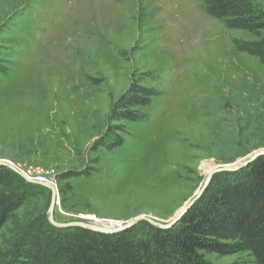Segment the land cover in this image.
Masks as SVG:
<instances>
[{"label":"rangeland","instance_id":"1","mask_svg":"<svg viewBox=\"0 0 264 264\" xmlns=\"http://www.w3.org/2000/svg\"><path fill=\"white\" fill-rule=\"evenodd\" d=\"M255 38L201 0H0V160L51 181L57 222L167 224L214 168L264 149V66L234 43ZM134 80L158 92L148 119L111 121ZM116 123L123 144L106 150ZM10 170L0 264H34L31 242L53 226L51 191ZM149 225L129 235L147 239ZM200 254L256 264L247 252Z\"/></svg>","mask_w":264,"mask_h":264},{"label":"trees","instance_id":"2","mask_svg":"<svg viewBox=\"0 0 264 264\" xmlns=\"http://www.w3.org/2000/svg\"><path fill=\"white\" fill-rule=\"evenodd\" d=\"M207 14L229 29L252 33L251 40L235 39L241 51L258 58L264 66V7L254 0H201ZM153 87L132 81L116 100L108 119L129 124L144 121L147 108L157 94ZM106 136V150L123 144L121 123ZM0 167V184L12 176ZM35 185V184H34ZM204 194L169 229L150 226L147 239L129 235L93 232L86 228L62 231L40 228L31 242L29 257L34 264H212L200 252L219 255L247 252L256 264H264V155L237 173L213 176ZM13 199L0 193V226L6 221ZM44 227V226H43Z\"/></svg>","mask_w":264,"mask_h":264},{"label":"water","instance_id":"3","mask_svg":"<svg viewBox=\"0 0 264 264\" xmlns=\"http://www.w3.org/2000/svg\"><path fill=\"white\" fill-rule=\"evenodd\" d=\"M264 155V149L257 151L253 156H251L249 159L247 160H238L237 162L234 163H229V164H221V166H217L216 168H214V170H212L206 177L204 183H203V188L198 192V194L193 197L192 199H190L187 203L186 206H184V208H182L181 211H179L174 217L171 218V220H169V222L167 224H161L159 222H156L152 219H149L147 217L144 216H140V217H136L133 218V220L128 221L126 223H119L117 224H113L111 225L110 223H108L107 227L101 226V225H95L93 222L87 223L84 221H73V222H57L54 220L53 214H54V205L57 201V191L55 190V187L50 184V183H40L35 181L34 179L29 178L28 176H25L24 174H22L21 172H19L17 170V168L13 165H11L10 163H7L5 161L0 160V166L2 167H7L12 169L13 171H15L16 173L22 175L24 177L25 180H27L30 183L33 184H37V185H41L42 187H46L49 191H51V202H50V206H49V210L47 211V218L50 222L51 225L57 227V228H63V227H83L86 228L88 230H91L93 232H101V233H106V234H115L116 232L119 231H123V230H127L129 228H131L132 226H134L135 223L138 222H147V223H152L154 224L156 227H159L161 229H169L170 227H172L173 225H175L186 213V211L191 208L194 204L204 193L205 189L207 188V185L209 184L212 176L214 174L217 173H221V172H234V171H238L239 168H241L242 166H247L249 163L253 162L254 160H256L257 157Z\"/></svg>","mask_w":264,"mask_h":264},{"label":"built area","instance_id":"4","mask_svg":"<svg viewBox=\"0 0 264 264\" xmlns=\"http://www.w3.org/2000/svg\"><path fill=\"white\" fill-rule=\"evenodd\" d=\"M35 173V172H34ZM26 174H28L27 176L29 177V178H31V179H34L35 181H37V182H40V183H51V181H49L48 179H47V177L45 176V175H43V174H40V173H35V174H33V172H30V171H27V173Z\"/></svg>","mask_w":264,"mask_h":264},{"label":"bare ground","instance_id":"5","mask_svg":"<svg viewBox=\"0 0 264 264\" xmlns=\"http://www.w3.org/2000/svg\"><path fill=\"white\" fill-rule=\"evenodd\" d=\"M73 44V43H72ZM96 225V224H95ZM102 226V225H101ZM104 227H106V226H104Z\"/></svg>","mask_w":264,"mask_h":264}]
</instances>
